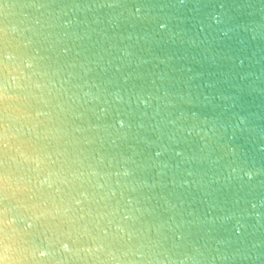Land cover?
Instances as JSON below:
<instances>
[{
    "label": "clouds",
    "instance_id": "9594fccd",
    "mask_svg": "<svg viewBox=\"0 0 264 264\" xmlns=\"http://www.w3.org/2000/svg\"><path fill=\"white\" fill-rule=\"evenodd\" d=\"M255 9L0 0V264H264Z\"/></svg>",
    "mask_w": 264,
    "mask_h": 264
},
{
    "label": "water",
    "instance_id": "95a60500",
    "mask_svg": "<svg viewBox=\"0 0 264 264\" xmlns=\"http://www.w3.org/2000/svg\"><path fill=\"white\" fill-rule=\"evenodd\" d=\"M6 2H11V3H16V4H27V3L36 2V0H6ZM238 2H241V3L248 2L250 4H253L256 6L255 10L258 11L260 3L264 2V0H238ZM252 10L253 9H249V11H252ZM259 19H260L259 15L241 17V20H243L244 22H247L249 20L259 21ZM4 24H5L4 17L2 15V13H0V28H2L4 26ZM109 35H112V33H109ZM107 46L108 45L105 44V47H107ZM92 50H94V49L81 50V51H85V54H87L88 51H92ZM75 51L76 50L70 51L68 53V56L71 58L75 54ZM252 51L256 53L255 59L260 60L261 57H264V42H261V41L256 42V44L252 45ZM199 59L200 58L197 56L196 59H189L188 61H181L180 64L175 65V67L177 69H180L181 67L191 68L192 71H190V72H187V71L171 72L170 74L173 76L174 81H179V83H178V85H174L170 90L176 91V88L179 87V89L181 91H184V81L187 80L188 76L196 77L197 74H199L198 79H193L191 81H188V84L191 87H194L196 85L203 87L205 83L212 82L216 79V77H214L210 74L212 70L208 67L207 64H198L197 63V60H199ZM261 66H264V62H262L261 65L254 66L250 70L255 71L257 73V75H259L258 69ZM161 67H163V66H161ZM125 71H127V72H133V71L143 72L144 69L128 68V69H125ZM253 79H254V77H249L248 80L241 82V86H247V84L251 83V81ZM255 86L257 88H264V83L257 81ZM205 92H207L206 88H205ZM196 93H198V89H196L195 92L193 93V98H195ZM201 99H202V97H201ZM262 102H264V97H261L259 95L254 94V103L260 104ZM254 110H258V109H254ZM258 239H264V237H260V236L253 237V240H258ZM258 251L264 252V247L258 249ZM257 264H260V262H257Z\"/></svg>",
    "mask_w": 264,
    "mask_h": 264
}]
</instances>
